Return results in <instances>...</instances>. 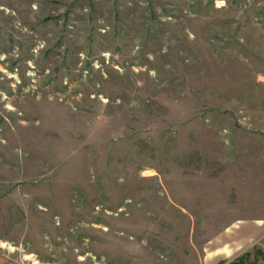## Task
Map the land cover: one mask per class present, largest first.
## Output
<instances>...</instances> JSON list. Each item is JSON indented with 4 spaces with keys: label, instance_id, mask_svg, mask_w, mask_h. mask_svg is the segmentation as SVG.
Segmentation results:
<instances>
[{
    "label": "rangeland",
    "instance_id": "374dc122",
    "mask_svg": "<svg viewBox=\"0 0 264 264\" xmlns=\"http://www.w3.org/2000/svg\"><path fill=\"white\" fill-rule=\"evenodd\" d=\"M0 252L264 261V0H0Z\"/></svg>",
    "mask_w": 264,
    "mask_h": 264
},
{
    "label": "crops",
    "instance_id": "0c3cea01",
    "mask_svg": "<svg viewBox=\"0 0 264 264\" xmlns=\"http://www.w3.org/2000/svg\"><path fill=\"white\" fill-rule=\"evenodd\" d=\"M0 264H21V263H18L17 261L13 260L8 255L0 252ZM257 264H264V261H261Z\"/></svg>",
    "mask_w": 264,
    "mask_h": 264
},
{
    "label": "bare ground",
    "instance_id": "6f19581e",
    "mask_svg": "<svg viewBox=\"0 0 264 264\" xmlns=\"http://www.w3.org/2000/svg\"><path fill=\"white\" fill-rule=\"evenodd\" d=\"M4 243V242H3Z\"/></svg>",
    "mask_w": 264,
    "mask_h": 264
}]
</instances>
